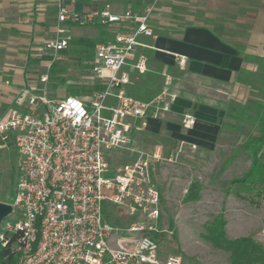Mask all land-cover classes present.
<instances>
[{
	"label": "built area",
	"instance_id": "1",
	"mask_svg": "<svg viewBox=\"0 0 264 264\" xmlns=\"http://www.w3.org/2000/svg\"><path fill=\"white\" fill-rule=\"evenodd\" d=\"M57 4V37L44 44L55 58L70 45L71 37L64 35L67 24L129 25L128 32L95 46L92 73L101 90L86 98L58 100L50 98L46 85L38 91L24 89L9 115L0 120L1 141H11L19 156L9 203L13 213L1 226L3 244L14 240L18 264H187L164 257L161 247L162 200L153 179L160 153L152 160L117 167L115 179L102 176L110 170L109 153L130 147L136 122L169 114L178 99L170 78L151 99L126 92L129 70L148 72V58L141 49L146 47L143 39L154 36L149 26L154 6L142 14L133 10L116 14L110 5L79 13L63 0ZM42 81L46 84L48 76ZM182 123L189 130L196 119L188 114ZM107 203L121 211L118 217L134 222L127 228L112 226L104 213Z\"/></svg>",
	"mask_w": 264,
	"mask_h": 264
},
{
	"label": "rangeland",
	"instance_id": "2",
	"mask_svg": "<svg viewBox=\"0 0 264 264\" xmlns=\"http://www.w3.org/2000/svg\"><path fill=\"white\" fill-rule=\"evenodd\" d=\"M75 49L72 45L68 52L58 56L55 72H40L49 76L47 93L52 99L72 96L74 91L79 93L78 97L86 98L103 87L92 73V61L77 56ZM129 73L131 83L126 90L134 97H155L170 78L177 96H185L186 92L198 96L196 106L186 111L195 115L201 107H209L198 103H212L218 113L215 122L210 123L217 124L219 133H212L207 139L189 138L180 129L177 133L136 132L132 133L128 149L114 150L107 156L110 170L103 173L104 179H115L117 167L130 166L140 159L152 160L156 153L162 156L153 164V179L162 200L159 229L164 231L161 238L164 257L181 258L187 264H231L229 253L215 249L204 238L208 226L222 210L230 239L249 236L264 246V144L260 146L256 180L233 185L231 194L226 195L231 181L250 170L251 152L245 145L262 132L264 64L248 60L247 68L226 85L195 78L178 69L162 72L152 65L143 75L132 69ZM59 79L63 82L59 83ZM38 89L43 87L40 85ZM18 173L15 146L0 139V203L12 202ZM104 206L106 220L112 226L127 228L135 220L118 217L121 211L111 204ZM3 239L0 226L2 245Z\"/></svg>",
	"mask_w": 264,
	"mask_h": 264
},
{
	"label": "crops",
	"instance_id": "3",
	"mask_svg": "<svg viewBox=\"0 0 264 264\" xmlns=\"http://www.w3.org/2000/svg\"><path fill=\"white\" fill-rule=\"evenodd\" d=\"M63 2L79 13L110 5L116 14L127 10L142 14L154 6L149 17L154 36L143 39L146 47L141 52L147 56L148 66L162 72L178 69L195 78L226 85L247 68L245 55L264 59V0ZM57 6V0H0V120L9 115L20 91H38L40 85L47 87L42 78L48 74L40 72L50 70L58 58L44 49L46 41L57 37ZM94 26L65 25L64 35H69L71 41L61 54L72 45L76 47L77 40H94L97 44L110 41L116 33L128 32L129 25ZM80 51L76 47L79 57ZM185 94L178 96L164 119L149 117L138 121L133 133H177L180 129L193 139H207L212 133H219L217 124L210 123L215 122L216 107L212 103H198L209 107H201L195 116L186 109L196 106L198 96L195 92ZM188 114L195 117L196 123L186 130L182 122Z\"/></svg>",
	"mask_w": 264,
	"mask_h": 264
},
{
	"label": "trees",
	"instance_id": "4",
	"mask_svg": "<svg viewBox=\"0 0 264 264\" xmlns=\"http://www.w3.org/2000/svg\"><path fill=\"white\" fill-rule=\"evenodd\" d=\"M74 43L76 47L81 49V57H87L93 62L97 43L88 39L77 40ZM244 58L246 62L251 59L264 64V59L258 57L245 55ZM55 67V62H53L50 71L55 72ZM61 82H63V79H59V83ZM73 94L72 96H77L79 93L74 91ZM262 144H264V125L262 126L260 137L245 145V149L251 152L252 165L250 170L242 178L231 181L230 188L226 190V195L231 194V186L236 184L244 185L256 180V174L261 162L258 155ZM226 225L227 221L224 216V210H222L221 214L208 226L207 233L204 236L205 240L215 249L229 253L231 264H264V246L255 242L249 236L230 239L227 236ZM13 243L14 240H8L6 245H2L0 242V264H18V257L13 249Z\"/></svg>",
	"mask_w": 264,
	"mask_h": 264
},
{
	"label": "water",
	"instance_id": "5",
	"mask_svg": "<svg viewBox=\"0 0 264 264\" xmlns=\"http://www.w3.org/2000/svg\"><path fill=\"white\" fill-rule=\"evenodd\" d=\"M13 213V206L9 203H0V226L7 220Z\"/></svg>",
	"mask_w": 264,
	"mask_h": 264
}]
</instances>
